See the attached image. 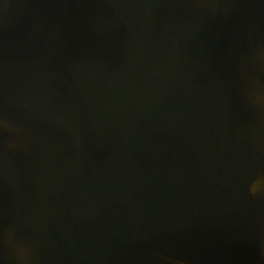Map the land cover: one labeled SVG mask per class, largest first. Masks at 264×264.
Listing matches in <instances>:
<instances>
[{
	"label": "water",
	"instance_id": "95a60500",
	"mask_svg": "<svg viewBox=\"0 0 264 264\" xmlns=\"http://www.w3.org/2000/svg\"><path fill=\"white\" fill-rule=\"evenodd\" d=\"M0 264H264V0H0Z\"/></svg>",
	"mask_w": 264,
	"mask_h": 264
}]
</instances>
